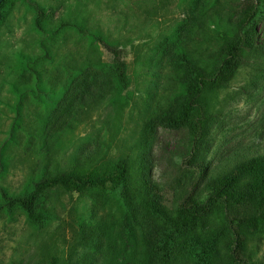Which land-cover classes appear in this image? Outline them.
Instances as JSON below:
<instances>
[{
	"label": "rangeland",
	"instance_id": "1",
	"mask_svg": "<svg viewBox=\"0 0 264 264\" xmlns=\"http://www.w3.org/2000/svg\"><path fill=\"white\" fill-rule=\"evenodd\" d=\"M245 11L244 0L2 2L0 264H235L234 231L240 255L264 264V226H229L221 208L197 220L183 208L239 159L264 156L261 52L246 53L226 86L204 90L197 144L192 128L178 123L193 77L183 57L210 69L231 33L227 20ZM256 29L264 44V14ZM98 37L124 48L127 85ZM36 71L45 96L30 91ZM188 156L202 167L198 182ZM73 166L102 176L120 168L121 180L83 194L53 189L33 219L2 194H23L32 178ZM245 179L251 196L264 191V172ZM248 211L264 214V199L255 196Z\"/></svg>",
	"mask_w": 264,
	"mask_h": 264
},
{
	"label": "trees",
	"instance_id": "2",
	"mask_svg": "<svg viewBox=\"0 0 264 264\" xmlns=\"http://www.w3.org/2000/svg\"><path fill=\"white\" fill-rule=\"evenodd\" d=\"M244 2L246 6L245 13L241 17L227 20L232 29L231 33L223 37V40L217 46L210 69L196 63L191 58L183 57L186 64L191 67L193 77L188 87V95L178 123L182 122L192 128V142L194 144H197L205 134V107L201 102V95L204 90L226 86L238 68L246 62V53L261 52L264 54V44L259 41L256 29V23L260 15L264 14V7L261 6L264 4V0H244ZM40 21L41 16L38 11L37 26H40ZM97 39L109 54L112 73L116 80L123 85H127L129 75L124 58V48L102 37ZM31 60V57H25V64H30ZM36 74L37 86L30 89V91L36 96H45L46 92L39 87L41 77L37 71ZM184 162L186 165L198 170L197 182L199 178H203L202 167L197 163H193L192 156H188ZM252 169L264 172V156H256L247 160L239 159L231 170L219 174L212 180L210 190L205 197L192 198L185 202L186 206L184 205L183 208L197 220L202 219L214 209L221 208L224 219L229 226L233 227L241 222L251 231H261L264 226V214H250L248 208H251L255 196L264 199V191L251 196V181L249 179L241 180V176ZM90 170L87 167L73 166L66 170L54 172L51 175L42 174L30 180L29 187L24 189L23 194L8 195L5 191L2 194L10 197V204L18 203L33 219L35 217L34 208L39 198L50 191L57 190L59 192L83 194L89 188L97 187L106 181L117 185L121 180L122 170L120 168H115L113 172L103 176ZM242 205H244V208H241ZM234 233L236 238L230 248L234 263L252 264L249 257L240 255L239 248L242 236L238 231H234ZM163 256L164 261L162 263H166L169 256L167 254ZM163 256H161V260Z\"/></svg>",
	"mask_w": 264,
	"mask_h": 264
},
{
	"label": "water",
	"instance_id": "3",
	"mask_svg": "<svg viewBox=\"0 0 264 264\" xmlns=\"http://www.w3.org/2000/svg\"><path fill=\"white\" fill-rule=\"evenodd\" d=\"M3 2V0H0V4Z\"/></svg>",
	"mask_w": 264,
	"mask_h": 264
}]
</instances>
